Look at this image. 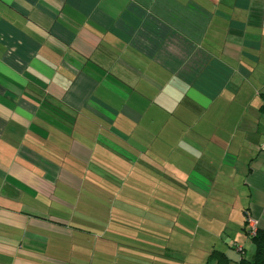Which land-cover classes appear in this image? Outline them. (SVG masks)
<instances>
[{"label":"crops","instance_id":"crops-1","mask_svg":"<svg viewBox=\"0 0 264 264\" xmlns=\"http://www.w3.org/2000/svg\"><path fill=\"white\" fill-rule=\"evenodd\" d=\"M263 105L264 0H0V264L252 261Z\"/></svg>","mask_w":264,"mask_h":264},{"label":"trees","instance_id":"trees-1","mask_svg":"<svg viewBox=\"0 0 264 264\" xmlns=\"http://www.w3.org/2000/svg\"><path fill=\"white\" fill-rule=\"evenodd\" d=\"M255 246V255L252 261L242 259L238 264H264V231L256 232L255 236L251 238ZM228 264V260L223 253L219 251H212L207 258L206 264Z\"/></svg>","mask_w":264,"mask_h":264},{"label":"built area","instance_id":"built-area-1","mask_svg":"<svg viewBox=\"0 0 264 264\" xmlns=\"http://www.w3.org/2000/svg\"><path fill=\"white\" fill-rule=\"evenodd\" d=\"M263 109H264V105H263ZM259 150H260V152H264V143H262ZM257 230H258L257 229V223L254 220L247 217V222H246V227H245L246 235L249 238H252L255 236Z\"/></svg>","mask_w":264,"mask_h":264},{"label":"rangeland","instance_id":"rangeland-1","mask_svg":"<svg viewBox=\"0 0 264 264\" xmlns=\"http://www.w3.org/2000/svg\"><path fill=\"white\" fill-rule=\"evenodd\" d=\"M170 211H168L167 213L171 216V213H169Z\"/></svg>","mask_w":264,"mask_h":264}]
</instances>
